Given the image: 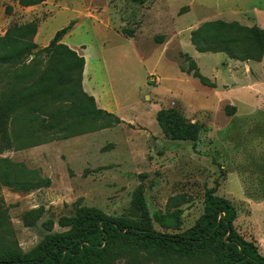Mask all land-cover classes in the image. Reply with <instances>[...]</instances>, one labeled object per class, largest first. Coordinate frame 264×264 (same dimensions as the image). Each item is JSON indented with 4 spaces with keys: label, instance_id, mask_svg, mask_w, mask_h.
Masks as SVG:
<instances>
[{
    "label": "rangeland",
    "instance_id": "obj_1",
    "mask_svg": "<svg viewBox=\"0 0 264 264\" xmlns=\"http://www.w3.org/2000/svg\"><path fill=\"white\" fill-rule=\"evenodd\" d=\"M214 19L264 28V0H146L142 4L45 0L32 6L0 0V36L13 26L35 22L37 48L48 45L57 30L73 21L63 40L66 37L79 54L88 49L83 52L92 59L100 85L107 73L113 94L105 102L115 110H105L121 120L63 139L18 119L10 126L9 141L0 134V171L11 169L3 161L9 158L19 169L23 167L16 175L51 180L48 186L29 190L0 181V258L31 261L53 248L71 230L60 223L61 218L74 216L80 206L96 207L125 222H141L155 231L176 233L193 226L204 212L209 188L231 200L241 225L251 205L264 203V118L259 114L254 125L251 119L246 121L226 109L235 106L232 99L242 101V109L262 103L263 83L255 84L254 90L263 96L259 100L247 89L253 87H247L251 83L245 76L250 75L245 64L250 60L225 63L224 53L208 52L199 54V65L187 53L189 49L185 52L180 46L187 32L191 40L194 29ZM181 24L185 26L179 28ZM177 32L181 35L175 38ZM232 37L241 39L234 46L240 50L252 44L257 34L243 38L242 33L227 31L216 39ZM188 56L211 85L181 71L180 66L189 64ZM258 73L255 76L263 82L264 76ZM168 107L202 124L196 148L190 140L165 135L157 113ZM259 107L264 112V106ZM109 119L114 122V117ZM101 123L108 120L89 119L82 127ZM138 188L146 198L148 219L141 220L138 212L131 211ZM176 210L179 228L167 229L154 220V212ZM256 216L264 220V212ZM120 250L101 264H213L206 254L186 258L145 251L140 244L125 243Z\"/></svg>",
    "mask_w": 264,
    "mask_h": 264
},
{
    "label": "trees",
    "instance_id": "obj_2",
    "mask_svg": "<svg viewBox=\"0 0 264 264\" xmlns=\"http://www.w3.org/2000/svg\"><path fill=\"white\" fill-rule=\"evenodd\" d=\"M45 0H19L22 6H32ZM144 3L146 0H132ZM73 28V21L56 31L48 45L37 48L34 36L35 22L13 26L0 36V134L9 141L10 126L23 119L43 133H53L52 138H68L97 129L106 128L121 120L111 112L100 108L94 96L83 87L85 58L63 42V37ZM236 31L249 37L257 34L255 41L240 50L234 46L241 40H218L220 33ZM211 38V40H209ZM191 40L200 52H224L230 58L260 61L264 56V28L254 24H241L238 20L214 19L203 22L191 32ZM241 45V44H240ZM189 57L187 67L181 71L197 77L205 85H211L200 72L197 62ZM66 100L64 104L58 102ZM226 106L235 113L236 106ZM114 117V122L110 121ZM108 120V123L82 127L84 123ZM157 119L172 140H190L193 148L200 141L202 124L188 119L176 107L161 109ZM111 123V124H110ZM5 166L0 171V181L20 188L33 189L48 186L50 178L36 181L24 178L15 171H23L18 163L3 158ZM81 198H79V201ZM204 212L195 224L181 232L155 231L141 222H125L111 218L96 207L80 206L74 216L62 217L60 223L70 226L59 244L46 250L39 257L25 261L21 258H0V264H101L117 255L125 243L140 244L145 251H156L190 258L206 254L213 264H264V255L258 246L247 240L237 229L236 206L215 188L205 192ZM131 211L138 212L141 220L149 218V210L143 190L134 191ZM154 220L167 229L181 225L180 212H154ZM30 220L29 223H32Z\"/></svg>",
    "mask_w": 264,
    "mask_h": 264
},
{
    "label": "crops",
    "instance_id": "obj_3",
    "mask_svg": "<svg viewBox=\"0 0 264 264\" xmlns=\"http://www.w3.org/2000/svg\"><path fill=\"white\" fill-rule=\"evenodd\" d=\"M190 12V11H189ZM185 21V18L182 20V24ZM179 26V28L185 26L182 25ZM192 24V23H191ZM187 26V25H186ZM186 28V27H185ZM189 33L187 32V40L183 43L181 42V48H183L186 52L187 49H189V53L192 57H194L195 59L198 60V63L200 65V61H199V54L200 53H208V52H200L198 51L193 44L191 43V40L189 39ZM178 34L175 33L174 36L175 38L179 37ZM65 40V41H64ZM64 42L66 44H68L70 47H72L73 49H76V51L78 52V49L76 46H74L72 43H69L66 41V37L64 38ZM191 43V44H190ZM83 49V48H82ZM88 50L87 48H84L83 51ZM80 55H83L85 58V68H84V73H83V86L85 91H87L90 95L94 96L99 107L103 108V109H107V110H112L114 111L115 109H113L112 107H109L107 105V102H105L106 96L113 94L111 88H110V80L107 76V73L104 72L103 77L106 79L105 81L102 82V84L100 85V82L98 80V76H97V72L96 69L93 65V61L92 59H89L87 57V54L85 52H83ZM79 53V52H78ZM163 53V51H162ZM214 53V52H212ZM215 53H224V52H215ZM221 57V56H220ZM222 59L224 60L225 63H233L237 60L230 58L226 53H224ZM246 66L248 67V71L250 75H245L248 78V82H250L251 84H247V87L249 86H253L251 89H249V92L251 93H256L254 94V96L256 98H258L259 100H261V98L264 96H258V91L254 90L257 85L256 82L258 83V85L260 83H263L264 85V81L260 82L259 79L255 76L257 74V72H259L258 74H261L262 76H264V57L261 61H255V60H250V61H245ZM105 67V66H104ZM258 70V71H255ZM237 74V73H236ZM100 85V86H99ZM256 91V92H255ZM114 97V96H112ZM234 105L236 106V111L235 114L237 117H241L243 116L246 121L248 120H252L254 125H257V122H254L257 120V116L259 114H262L263 118H264V112H260L261 110L259 109V105L264 106V101H262V103L258 104H252V105H247L246 108L242 109L239 103H243L242 101L236 100V99H232ZM116 108L119 107L117 106V104L115 103ZM264 128V126H262ZM257 136V135H256ZM258 140L261 138H259L257 136ZM238 211V209H237ZM257 212H264V203H258L257 205H251V209H250V213L246 216L247 220L245 222V224L241 225L240 224V220H241V216L240 213L238 211V216L237 219L235 221V225L238 229V231L247 239L250 241H253L259 248V251L264 255V220L262 219H258V217L256 216ZM239 226H241V229L239 228Z\"/></svg>",
    "mask_w": 264,
    "mask_h": 264
}]
</instances>
